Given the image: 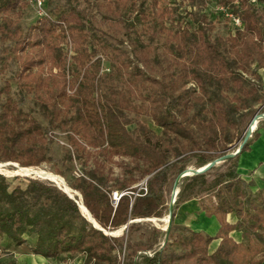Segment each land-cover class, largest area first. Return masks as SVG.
I'll return each instance as SVG.
<instances>
[{"label": "trees", "instance_id": "16d2710c", "mask_svg": "<svg viewBox=\"0 0 264 264\" xmlns=\"http://www.w3.org/2000/svg\"><path fill=\"white\" fill-rule=\"evenodd\" d=\"M208 2L45 0L48 16L22 27L25 1L0 0V42L16 62L18 91L38 95L45 120L24 112L8 83L0 87V162L38 167L49 160L55 132H63V161L80 171L68 186L99 228L126 225L121 237L107 235L54 183L0 173L2 248L24 246L54 261L81 254L84 264H264V186L238 172L239 155L260 136L264 118L222 161L224 171L209 179L212 166L179 179L167 229H152L149 242L123 238L139 224L130 221L161 215L165 190L183 170L234 152L242 129L264 113L257 73L264 68V0H216L242 22L225 37L211 35L222 16ZM163 137L171 144L164 147ZM92 154L134 164L111 179L100 163L88 165ZM142 179L145 191L136 186ZM112 191L120 194L115 204ZM190 199L215 220L214 232L175 220Z\"/></svg>", "mask_w": 264, "mask_h": 264}, {"label": "rangeland", "instance_id": "374dc122", "mask_svg": "<svg viewBox=\"0 0 264 264\" xmlns=\"http://www.w3.org/2000/svg\"><path fill=\"white\" fill-rule=\"evenodd\" d=\"M183 4L188 5V2L184 1ZM36 19H37V16L35 15V12L31 8H29L26 4V7L21 11L20 16H19L20 25L22 27H26L30 23L34 22ZM213 23H214V29L211 32L212 37H216V36L225 37L229 35L230 33H232L235 28L233 24L225 17H221L219 20L214 19ZM5 51L8 54L5 53ZM159 69H160L159 67H154L152 74L155 75L156 77H159L160 76ZM15 71H16V62L12 59V57L10 56L8 52V43L0 42V87H2L5 83H8L10 86V95L12 99L19 102L20 107L24 112L28 113L32 118L36 119L38 122L44 125L45 120L41 116V112L39 109L38 95L34 93H29V94L19 93L16 80L13 77ZM257 73L261 77L262 92H263V96L261 97V100H264V68L258 69ZM187 86H191V84H187ZM256 106L258 105L256 104ZM139 120L141 121L143 125L154 130L156 133H160V130L154 126L152 120L149 117L141 116ZM249 122L244 127V129H242V132L239 135L238 141H235L233 145L237 144V142H239L242 139L249 125ZM130 127H132V125ZM261 131L264 132V127L259 129V132ZM165 138L166 137H163L164 142L162 143L164 147L168 144L169 145L171 144L170 142L171 138L169 140ZM64 142H65L64 133L56 131L55 137L53 138V141L50 144V148H49V153H48L49 160L35 168L41 169L43 171L45 170L46 172H50L57 176H60L67 183L68 179H71V177L75 176L76 174H79L80 171H79V164L73 163V165L71 166L68 163L63 161L62 145L64 144ZM96 162L102 165V169L104 173L107 174V176L111 179H114L116 177L119 179H122L124 167L129 166V165L132 166L134 164L131 160L127 158L97 157L96 155L92 154L88 160V165L91 167ZM0 163L3 165L2 167H0V173L6 177L19 176V177H30V178H34L40 181H50L48 179L38 178L34 175L21 174L18 168L20 166H18L17 163H14V162H0ZM21 168H31V167H21ZM225 168H226V164H223V162H218L217 164L214 165V168L210 171L208 178L211 179L214 173L219 172V171H224ZM55 169L60 170L63 173V176L56 174L54 172ZM138 174L139 173L137 170L133 171L134 177H137ZM145 181L146 179H142L138 181V183L136 184V186H138V189H140V187L145 184ZM173 183L174 181H172L165 190V199H164V204L161 210V215L153 217L154 219L149 220L147 218L146 220L139 221L138 226L135 229H133L132 232L129 233V235L125 234L123 236L124 240H131L133 244L149 242L150 237H151L150 232L152 229L155 228L161 231L166 229L167 220H163V219L167 217L168 207L171 204V202L174 200ZM177 190L178 189L176 188V191ZM73 191H76V190H73ZM76 192L78 195L74 198H76L78 203H82L80 194L78 193V191ZM115 192L116 191H112L110 195H112ZM194 200L195 199H190V201L188 200L189 204H194ZM182 204L183 203H181V205ZM178 213H179V210H177L176 216H175V220L177 222L182 223L180 222V219H183V220H187V221H190L191 223L196 224L197 219L199 217L198 215L201 214V211L197 207H194V209L191 208L190 210L186 211L185 212L186 214L182 217H180ZM82 215L87 219V217L83 213ZM109 232L111 231H105L107 235H109ZM110 234L112 236L121 237L123 234V230L119 228V229L114 230ZM161 240L162 239L160 238L159 243L161 242ZM1 241L2 240L0 239V243ZM213 248H214V245H211L210 251L213 250ZM121 258H122V253L120 254V259ZM83 260H84L83 255L75 254V255H63L60 260L54 261L51 259L43 258L42 256H39V255H33L29 253L27 248L24 246L14 247L8 244L6 248H2L0 245V264H84Z\"/></svg>", "mask_w": 264, "mask_h": 264}, {"label": "crops", "instance_id": "0c3cea01", "mask_svg": "<svg viewBox=\"0 0 264 264\" xmlns=\"http://www.w3.org/2000/svg\"><path fill=\"white\" fill-rule=\"evenodd\" d=\"M259 133L260 136L251 143L250 150L239 155L238 172L241 178L245 180L253 179L258 185L264 186V132ZM189 201L187 200L181 205L178 213L180 217L184 216L185 212L191 208L197 207L199 209L196 200H194V204H189ZM198 216L196 224L183 219H180V222L187 224L194 230L214 232L216 228L215 220L204 217L202 212Z\"/></svg>", "mask_w": 264, "mask_h": 264}, {"label": "water", "instance_id": "95a60500", "mask_svg": "<svg viewBox=\"0 0 264 264\" xmlns=\"http://www.w3.org/2000/svg\"><path fill=\"white\" fill-rule=\"evenodd\" d=\"M264 118V113H260V114H255L250 122H249V125L244 133V136L242 138V141L241 143L238 145L237 149L234 151V152H229V153H226L224 155H221V156H218L217 158L213 159L212 161H210L209 163H207L206 165L198 168V169H193L191 167H188L187 169L183 170L174 180V183H173V198L175 199V196L177 194V191H176V188H177V184H178V181L181 177L183 176H191V175H195V174H200V173H203L205 172L206 170H208L210 167L214 166L215 164H217L218 162H222L224 161L225 159L229 158V157H233L235 156L242 144L244 142H246V140L249 138L252 130H253V127L252 126H255L256 122L259 120V119H263ZM18 168H21V167H18ZM53 182V181H51ZM54 183V182H53ZM59 189H61L65 194H67L70 198H73L75 199L72 195H70L67 191H65L64 189H62L61 187H59L57 184H55ZM75 202L77 203L78 207L81 209V205L77 202V200H75ZM173 202L174 200L171 202V204L169 205L168 207V212H167V227L166 229L169 227V224H170V220H171V213H172V206H173ZM82 204V203H81ZM84 207V206H83ZM85 208V207H84ZM86 209V208H85ZM87 211V210H86ZM88 212V211H87ZM89 214V217L90 218H87L88 221L92 224V226L96 229H99V230H102L101 228H99L96 223L93 221V219L91 218V215L90 213L88 212ZM147 218H144V219H135V220H132L130 222H139L141 220H146ZM126 228V225L123 226L121 228V230H124ZM104 233H105V230H102ZM113 231L109 232V235H111L110 233H112ZM106 234V233H105Z\"/></svg>", "mask_w": 264, "mask_h": 264}, {"label": "built area", "instance_id": "2783aa9c", "mask_svg": "<svg viewBox=\"0 0 264 264\" xmlns=\"http://www.w3.org/2000/svg\"><path fill=\"white\" fill-rule=\"evenodd\" d=\"M24 1L27 4V6L35 12L37 18L48 16V12L45 7V0H24ZM207 6L211 12L227 18L235 28L242 27V22L239 19V17L236 16L234 13H232L226 5L219 4L216 2V0H209ZM140 189H143L145 191L146 190L145 184L142 185ZM119 196L120 194L117 192L111 195V199L114 204L118 200Z\"/></svg>", "mask_w": 264, "mask_h": 264}, {"label": "bare ground", "instance_id": "6f19581e", "mask_svg": "<svg viewBox=\"0 0 264 264\" xmlns=\"http://www.w3.org/2000/svg\"><path fill=\"white\" fill-rule=\"evenodd\" d=\"M253 127V126H252ZM3 165L0 163V167H2ZM5 170V168H4ZM19 172L21 174L24 175H34L38 178H42V179H48L50 181H53L55 184H57L59 187H61L62 189H64L65 191H67L70 195H72L73 197H76L78 194L76 191H73L69 188L68 184L64 181V179L60 176H57L53 173L50 172H46L45 170H41V169H37V168H19ZM18 172V173H19ZM14 174V173H12ZM11 174V175H12ZM22 176V175H21ZM81 205V211L82 213L87 217H89L88 212L86 211V209L83 207V205L81 203H79ZM164 218V217H163ZM150 219H154L153 217L148 218ZM163 220H167V217H165ZM155 221V220H154ZM161 221V220H160ZM200 226V225H199Z\"/></svg>", "mask_w": 264, "mask_h": 264}]
</instances>
